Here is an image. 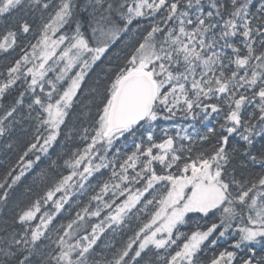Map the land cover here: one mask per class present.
<instances>
[{"label": "snow or ice", "instance_id": "snow-or-ice-1", "mask_svg": "<svg viewBox=\"0 0 264 264\" xmlns=\"http://www.w3.org/2000/svg\"><path fill=\"white\" fill-rule=\"evenodd\" d=\"M0 264H264V0H0Z\"/></svg>", "mask_w": 264, "mask_h": 264}]
</instances>
